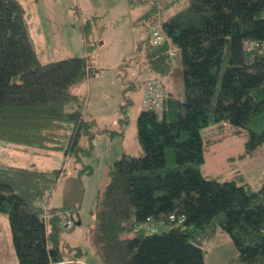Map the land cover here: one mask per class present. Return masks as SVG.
Masks as SVG:
<instances>
[{"label":"trees","instance_id":"trees-1","mask_svg":"<svg viewBox=\"0 0 264 264\" xmlns=\"http://www.w3.org/2000/svg\"><path fill=\"white\" fill-rule=\"evenodd\" d=\"M150 1L146 19L158 12L166 40L153 45L149 28L146 57L156 73L149 77L170 72L180 53L185 97L167 92L162 113L143 107L137 120L142 153H124L110 165L96 212L103 264H203L202 243L218 228L238 251L228 264H264V175L252 190L234 179H209L200 168L201 128L212 123L226 120L245 131V155L264 145V0H188L171 15L169 8L182 0L161 9ZM93 24H85L87 36ZM91 66L88 56L42 61L21 1L0 0V140L77 153L95 120L85 118L72 88ZM63 174L0 163V212L8 217L18 264L65 259L61 232L79 220L74 207L51 204ZM70 215L74 224L65 228ZM159 220L167 228L148 233V224Z\"/></svg>","mask_w":264,"mask_h":264},{"label":"rangeland","instance_id":"rangeland-1","mask_svg":"<svg viewBox=\"0 0 264 264\" xmlns=\"http://www.w3.org/2000/svg\"><path fill=\"white\" fill-rule=\"evenodd\" d=\"M98 2L101 5H122V0ZM130 2L129 15H140L133 28L125 8H109L112 25L107 21L106 28L100 34L98 26L101 23L98 26L93 24V32L83 42L80 32L84 27L81 24L86 20L78 17V11L80 6L86 11V6L94 5V0H22L28 16L29 31L42 61L88 56L91 69L72 90L80 95L85 118L94 119L95 123L93 134L81 136L83 148L77 153L38 148L25 152L18 150L17 145H12L16 150L7 156L5 152L10 150H3L0 145V162L11 161L4 162L6 165L62 169L64 174L54 189L51 204L74 207V215L80 223L75 224L73 233L70 229H63L64 244L67 240L78 241L83 248L84 259L92 264H103L95 242L96 212L99 196L110 180V165L124 153H142L137 120L143 107L140 101L141 87L149 68L143 60L149 47V27L144 14L151 6V1ZM184 4H188V0L173 4L170 12ZM182 71L179 53L174 56L171 73L160 76L164 80L165 90L181 99L185 97ZM201 135L205 143L204 161L200 166L204 176L221 182L234 179L240 185L250 186L252 190L261 186L264 145L254 154L245 155L246 132L237 130L226 120L201 128ZM5 217L8 219L7 215ZM6 226V221L0 219V228ZM166 228V225L160 226L161 230ZM6 237L5 233L0 235V243ZM5 245L4 242L3 247ZM202 246L205 250L203 264H228L238 254L232 237L221 228L217 229L213 237L204 240ZM65 250L69 253L68 246Z\"/></svg>","mask_w":264,"mask_h":264},{"label":"crops","instance_id":"crops-1","mask_svg":"<svg viewBox=\"0 0 264 264\" xmlns=\"http://www.w3.org/2000/svg\"><path fill=\"white\" fill-rule=\"evenodd\" d=\"M20 1L22 2V0H20ZM141 1H144V0H141ZM130 4H131L130 0H122V5H119V4L101 5V4H99L98 0H94V5H87L86 6V11H83V9H81V6H80V8H79L80 11H78V14H79L78 17H80V19H82V20H84V19L86 20L83 24H81V26L85 28V24L87 23V21L89 19H93L96 26H98V23H101L98 26V28L100 30L99 33L101 34L103 32V30H104V27L106 28V25L108 24L107 21H109L110 22L109 24H111V25L113 23V18H110V14H109L110 9L109 8L123 7V8H125L128 11L126 13V15H128L127 18L129 20V24L133 28L132 25L135 24V22H137V19H138V17H140V15L139 14L132 15V16L129 15V6H131ZM186 5L187 4H184L181 7H184ZM170 8L168 10V15H171L173 12H175L178 9H180V7H179V8H176L174 11L170 12ZM149 9L150 8H148L146 13L144 14L145 18H146V14H147ZM77 26H78V24H77ZM88 26H89V24H88ZM92 32H93V27H92V30H91L90 34ZM80 34H81V37H82V41L86 42L87 41L86 39H88V36H87L86 32H84V30H82L80 32ZM33 41H34V39H33ZM35 47H36V44H35ZM36 49H37V47H36ZM37 52H38V54L41 57V53L38 50H37ZM143 60H144V62L148 63V59H147L146 55L144 56ZM47 61H49V60H47ZM148 67L149 68H147V70H146V72H147L146 80L148 79V77L150 75L156 74V73L152 72V69H151L149 63H148ZM172 69H173V67L171 68V71H172ZM171 71L168 72L167 74H170ZM165 75H162V77L165 76ZM159 76H161V75H159ZM146 80H145V82H146ZM145 82H144V85H145ZM144 85L141 87V92H140L141 104H142V99L141 98L143 97ZM136 87H137V85H136ZM168 92H171V91H168ZM0 145L2 146L3 150H5V149H9L10 150L9 152H5V155H7V156H11L16 150V148H12L13 146L11 144H5L2 141L0 142ZM17 149L21 150V151H25V152L32 151L31 148L30 149H25V148H23L21 146H17ZM4 162L9 163L11 161H2L0 163L4 164ZM0 219L3 222L6 221V224H7V226L5 228H0V235H3L4 233L7 234L6 240L4 241L6 243V245L3 247V243L4 242L0 243V264H18L17 256L15 254V249H14V246H13L12 233H11L9 220L5 217V215L3 216L1 212H0ZM74 231H75V228L72 229L70 232L73 233ZM215 234H216V232H215ZM62 246H63L64 250L66 249V246H68L69 253H66V257H65V259L63 261L52 262L51 264H87V263H89V262H86V260L84 259V257H83L84 251H83V248L79 244L78 241H75V240L73 241V239H72V242H68V240H67L65 242V244L62 245ZM75 250H77L76 254L74 253ZM65 252H67V251H65ZM89 264H92V263H89Z\"/></svg>","mask_w":264,"mask_h":264},{"label":"built area","instance_id":"built-area-1","mask_svg":"<svg viewBox=\"0 0 264 264\" xmlns=\"http://www.w3.org/2000/svg\"><path fill=\"white\" fill-rule=\"evenodd\" d=\"M168 0H155L159 9H161ZM148 27L150 28V42L159 46L163 44L166 40V36L161 28L162 18L158 16V12L154 11L147 20ZM250 48V46H249ZM169 53L171 55L177 54V49L171 47ZM166 99V92L163 85L161 77L152 76L150 77L145 84L142 105L144 108H154L159 113H162L164 110V103ZM170 219H174V216L171 214ZM150 219V218H149ZM183 217L178 216V220H182ZM159 223L165 224L163 220L158 222H150L147 227V231L150 234L159 232ZM74 224V218L70 215L69 218L63 223L65 228H70Z\"/></svg>","mask_w":264,"mask_h":264},{"label":"water","instance_id":"water-1","mask_svg":"<svg viewBox=\"0 0 264 264\" xmlns=\"http://www.w3.org/2000/svg\"><path fill=\"white\" fill-rule=\"evenodd\" d=\"M78 223H80V220L78 221Z\"/></svg>","mask_w":264,"mask_h":264}]
</instances>
